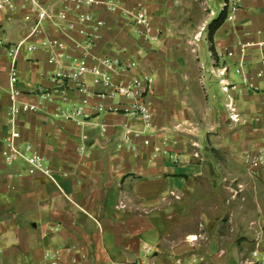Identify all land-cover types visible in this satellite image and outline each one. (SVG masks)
I'll return each instance as SVG.
<instances>
[{"label": "crops", "instance_id": "obj_1", "mask_svg": "<svg viewBox=\"0 0 264 264\" xmlns=\"http://www.w3.org/2000/svg\"><path fill=\"white\" fill-rule=\"evenodd\" d=\"M113 1L131 9L140 0ZM147 5L148 37L120 11L95 7L105 21L95 52L137 60L121 79H151L145 85L150 126L109 110L127 105L128 97L101 98L96 93L107 88L100 85L88 92L58 89L47 51L21 52L20 100L36 109L20 114L19 128L45 157L52 177L29 175L23 162L7 164L1 154L10 105L7 47L24 37L27 23L24 12L0 11V264H46L55 250L62 264H264V224L258 220L264 165L251 180L255 219L244 218L239 226L237 215L231 218L234 236H251L253 251L243 253V242L225 248L226 225L210 215L202 223L207 230L195 234L188 225L191 239L177 234L200 180H238L245 154L264 148V0H241L234 19L226 18L212 38L208 27L199 39L201 26L215 17L204 0ZM239 41L251 44L242 52ZM42 91L50 99L42 101ZM85 98L89 103L78 121L60 114ZM98 104L107 109L98 111Z\"/></svg>", "mask_w": 264, "mask_h": 264}, {"label": "built area", "instance_id": "obj_2", "mask_svg": "<svg viewBox=\"0 0 264 264\" xmlns=\"http://www.w3.org/2000/svg\"><path fill=\"white\" fill-rule=\"evenodd\" d=\"M149 1L140 0L136 7L129 9L121 6L120 1L113 0H0V11L7 14L16 11L24 12L23 18L27 23V32L24 37L7 47L10 105L7 111L8 130L4 137L5 147L1 152L7 164L21 161L26 166L27 174L40 172L52 177L45 157L31 142L22 139L19 128L20 114L36 109L35 105L20 100L18 59L23 50L47 51L48 63L56 66L51 73V80L56 88L88 92L92 85L103 86L107 88V91L96 93L101 98L121 95L131 99V102L124 107L112 105L109 108L110 111L122 112L130 118L141 117L146 126L151 125L152 113L147 99V90L145 91V85L149 88L151 79L138 76L128 80L121 79L122 73L137 67V60L125 62L119 58L104 57L95 52L96 41L100 38L101 29L105 24L103 19L96 16L95 7L100 5L110 12L120 11L122 16L132 20L142 35L148 37L151 29L150 11L147 5ZM208 1L213 0H204L212 16H218L227 7V19H234L241 5V0H229V3L224 0L220 12L215 14V9L207 5ZM207 29L206 25H202L197 38L199 39L201 32ZM250 44V42L239 41L238 47L243 52ZM232 54V51L226 53V55ZM219 70L221 74H225L227 67L223 65ZM88 79H91V83ZM228 86L224 83L223 89L228 90ZM40 98L42 101L50 99V93L42 91ZM88 103V98H85L79 105L61 110L60 114L67 119L78 121V118L84 114V106ZM227 107L233 111L231 102ZM96 108L98 111L107 109L103 104H98ZM230 117L237 120L238 116L231 114ZM106 127L105 123L101 124L103 132ZM144 143L149 144L150 140L145 139ZM155 151H159V148L155 147ZM246 163L252 173L257 172L264 165V148L257 153H247ZM253 255L258 256V252H253ZM193 260L189 264L197 261V259ZM45 263L62 264L60 251L55 250L47 255Z\"/></svg>", "mask_w": 264, "mask_h": 264}, {"label": "rangeland", "instance_id": "obj_3", "mask_svg": "<svg viewBox=\"0 0 264 264\" xmlns=\"http://www.w3.org/2000/svg\"><path fill=\"white\" fill-rule=\"evenodd\" d=\"M221 2L222 0H218L214 3H210L211 7L216 11L215 14L220 12ZM205 7L207 8V6ZM216 17L217 16L215 15L213 19ZM206 26L209 27L208 24ZM243 161L244 163H239L241 176L238 180H200L198 182L197 190L190 198L186 212H184L181 217L179 228L177 229L178 235L185 234V238L191 239L193 236L186 235L188 230H192V228H186L188 225L196 227L194 228L196 230L195 234H199L198 232H201L202 230H207L206 227H202V223L207 220V216L210 215L215 221H222L226 225L225 229L222 230L224 234L225 248L233 247V244H241L240 242H243V244H241V250L243 253L253 251L255 245L251 240V236H247L246 238L242 236V238L238 240V236H234L231 223V218H235L236 215L239 226L244 221V218L255 219V216L257 215L255 211L256 197L254 196V188L251 184V180L256 176V172L252 173L248 169L246 154ZM262 190H264V187ZM176 198L180 199V197ZM261 203H264L263 200ZM258 220L264 224V211L259 215ZM258 255L260 256V254ZM259 256L258 258H260ZM257 262H259V259H257Z\"/></svg>", "mask_w": 264, "mask_h": 264}, {"label": "trees", "instance_id": "obj_4", "mask_svg": "<svg viewBox=\"0 0 264 264\" xmlns=\"http://www.w3.org/2000/svg\"><path fill=\"white\" fill-rule=\"evenodd\" d=\"M226 8H224L218 16L209 24V38H212L213 33L221 26L226 19Z\"/></svg>", "mask_w": 264, "mask_h": 264}]
</instances>
